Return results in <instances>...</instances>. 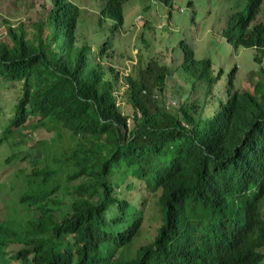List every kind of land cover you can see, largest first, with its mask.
Returning <instances> with one entry per match:
<instances>
[{
    "label": "trees",
    "instance_id": "obj_1",
    "mask_svg": "<svg viewBox=\"0 0 264 264\" xmlns=\"http://www.w3.org/2000/svg\"><path fill=\"white\" fill-rule=\"evenodd\" d=\"M45 1L38 17L15 27L6 21L0 35V168L30 157L0 176V215L14 205L19 229L28 223L17 253L0 264H264V21L257 20L264 0H248V13L233 14L222 32L235 51L256 48L261 78L253 90L235 86L236 67L198 59L183 41L179 70L197 93L168 110L155 95L167 90L170 69L142 58L135 77H126L132 125L118 105L119 74L104 62L130 0H95L93 41L78 33V4ZM225 74L221 100L214 89ZM16 82L7 107L1 91ZM5 110L12 114L2 117ZM39 129L57 135L50 155L24 143ZM83 178L73 187L70 216L58 220L52 206L62 202L51 195ZM149 201L161 224L132 254ZM18 230L8 229L12 237Z\"/></svg>",
    "mask_w": 264,
    "mask_h": 264
},
{
    "label": "rangeland",
    "instance_id": "obj_2",
    "mask_svg": "<svg viewBox=\"0 0 264 264\" xmlns=\"http://www.w3.org/2000/svg\"><path fill=\"white\" fill-rule=\"evenodd\" d=\"M72 1L84 11L82 17L84 23L78 28V33H83L89 41H93L101 2L95 0ZM44 4H46L45 0H0V35L6 30V21L15 27L30 17L36 18L45 10ZM235 13L247 14L248 0H130L125 4V24L120 28L116 37L112 39L110 54L104 59V62L107 70L113 68L119 74L118 80L112 78L116 84L118 105L130 117L131 125L133 109L126 77L129 75L135 77L139 68V60L142 58L157 57L161 65L169 67L170 75L167 90L163 95L159 92L155 95L157 99L163 98L168 110L175 111L188 97L197 93H191L193 78L179 70L184 59L181 47L183 41L191 45L198 59L206 57H211L213 60L218 59V63L225 66L230 72L236 67L234 80L237 88L254 89L255 83L261 78L260 66L255 61L256 48L239 46L235 51L230 42L223 38L222 32L227 27L225 21ZM146 20L153 23L154 27L150 30L144 29ZM257 20L264 21V2L257 15ZM103 39L104 37H98L95 42L98 45L97 49L103 43ZM179 43L180 48L178 47ZM261 66L264 68V59ZM215 68L217 69V66ZM228 80L229 77L225 74V77L217 83L214 89L219 93L218 98L220 97L221 100L224 98L225 85ZM16 85L19 86L20 84L16 82L3 86L1 91L4 100L2 101L3 105L7 107L12 105L9 101L16 95ZM198 89V95L203 96L204 89L200 86ZM207 111L209 114L213 113L214 107L208 106ZM9 114L12 112L5 110L2 117ZM56 140V133L45 129L36 130L31 134L28 132L24 137V143L27 147L32 146L40 152L41 149H44L46 151V153L43 152L45 156L51 154L50 150L55 146L54 141ZM29 162L30 157L28 156L13 166H8L5 170L0 168L1 179H7L14 170L25 167ZM86 182V178L72 183L64 182L61 188L51 195L53 199L58 198L62 202L59 205L60 208H57L59 206L55 204L52 206L58 220L69 217L71 214L69 205L74 199L73 187ZM2 196L5 197L6 195L2 194ZM137 196L138 191L135 190L132 195H128V198L134 199ZM11 199L7 197L1 201L3 206L9 204ZM32 208L39 214L40 206L33 205ZM160 215L156 202L149 201L145 208L141 235L135 239L132 254L141 245L150 242L156 236L161 224Z\"/></svg>",
    "mask_w": 264,
    "mask_h": 264
},
{
    "label": "clouds",
    "instance_id": "obj_3",
    "mask_svg": "<svg viewBox=\"0 0 264 264\" xmlns=\"http://www.w3.org/2000/svg\"><path fill=\"white\" fill-rule=\"evenodd\" d=\"M17 206L12 205L9 209L3 207L0 215V261L3 257L7 259L19 250L18 240L22 241L27 232L28 223L19 229V222L15 216ZM19 208V207H18ZM18 230L15 237L10 236L8 229Z\"/></svg>",
    "mask_w": 264,
    "mask_h": 264
}]
</instances>
